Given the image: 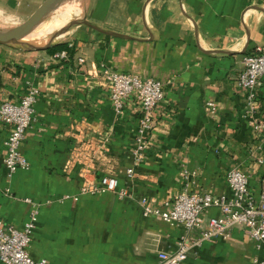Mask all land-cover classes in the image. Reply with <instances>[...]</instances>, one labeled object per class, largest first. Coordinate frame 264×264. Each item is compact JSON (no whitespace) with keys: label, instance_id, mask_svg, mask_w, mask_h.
Segmentation results:
<instances>
[{"label":"crops","instance_id":"1","mask_svg":"<svg viewBox=\"0 0 264 264\" xmlns=\"http://www.w3.org/2000/svg\"><path fill=\"white\" fill-rule=\"evenodd\" d=\"M44 1L0 0V12L27 18ZM85 20L90 26L61 42L73 45L65 60L0 46V105L38 92L20 148L28 168L11 177L3 164L9 128L0 123V222L20 230L34 206L28 251L46 264H156L159 252L176 251L183 231L143 217L140 196L157 206L183 192L229 196L228 170L254 171L248 153L256 138L236 79L242 58L264 47V0H90ZM103 69L163 85L139 164L132 154L139 109L130 97L114 112ZM107 171L131 197L81 194ZM263 253L238 228L192 249L183 264H246Z\"/></svg>","mask_w":264,"mask_h":264},{"label":"built area","instance_id":"2","mask_svg":"<svg viewBox=\"0 0 264 264\" xmlns=\"http://www.w3.org/2000/svg\"><path fill=\"white\" fill-rule=\"evenodd\" d=\"M72 46L67 44L66 49L55 52L52 58L68 59ZM263 77L264 47L257 46L253 54L242 58V68L236 79V85L245 93L244 117L256 138V143L250 147L248 153L254 168L251 175L237 168L228 170L225 180L229 196L213 197L210 194L183 192L173 201L165 202L161 206H157L152 198L140 196L137 199L143 217L158 218L166 224L180 227L183 231L176 251L159 252L156 264H183L192 249L204 242L227 238L230 232L238 228L254 242L257 251L264 249V113L259 110V89ZM102 78L109 85V97L116 114L122 113L126 100L130 97L137 104L138 129L132 154L134 163L139 164L144 160L148 138L154 129L153 111L164 97L163 85L153 79H141L108 69L102 70ZM37 97L38 92L31 89L18 103L4 102L0 105V123L9 128L4 142L3 158L8 177L18 169L28 168L20 148L33 122ZM79 156L77 154L72 158V162ZM125 173L129 181L134 180L136 173L133 168L126 169ZM253 175L258 176L255 186L251 185ZM80 192L111 193L120 200L131 197L129 191L119 188L117 175L113 171L105 172L98 185L84 183ZM212 210L219 214L207 216ZM36 219L37 209L33 206L29 220L20 230L6 228L0 222L1 264H46L45 260H33L28 251ZM194 232H198V235L193 236ZM246 264H264V253L262 258H255Z\"/></svg>","mask_w":264,"mask_h":264},{"label":"water","instance_id":"3","mask_svg":"<svg viewBox=\"0 0 264 264\" xmlns=\"http://www.w3.org/2000/svg\"><path fill=\"white\" fill-rule=\"evenodd\" d=\"M64 1L65 0H45L24 23L11 28L0 27V46L23 51H46L49 48L61 44L62 39L74 28L82 25L90 26L85 20V12L90 0H83L85 12L82 18L76 20L73 24L59 32L55 38L40 46L23 42V39L26 38L43 20L55 12ZM93 28L96 29V27Z\"/></svg>","mask_w":264,"mask_h":264},{"label":"bare ground","instance_id":"4","mask_svg":"<svg viewBox=\"0 0 264 264\" xmlns=\"http://www.w3.org/2000/svg\"><path fill=\"white\" fill-rule=\"evenodd\" d=\"M79 2V0H65L64 8L56 9V15H49L28 35V37L32 40L42 39L45 35L57 34L73 24L76 20H78V14H80L78 12ZM82 4L83 0H81V9ZM14 25H17V23L12 19V17L10 18L9 16H4V14L0 12L1 28H11Z\"/></svg>","mask_w":264,"mask_h":264},{"label":"rangeland","instance_id":"5","mask_svg":"<svg viewBox=\"0 0 264 264\" xmlns=\"http://www.w3.org/2000/svg\"><path fill=\"white\" fill-rule=\"evenodd\" d=\"M80 2H79V6H78V12L80 13V14H78L79 15V17H78V19H80V18H82V16H83V14H84V12H85V10H84V7H83V4H82V9H81V0H79ZM59 9H62V8H64V3L63 4H61V6H59L58 7ZM59 11V10H58ZM68 12V11H67ZM56 13H57V10L55 11V12H53L51 15H56ZM4 16H6V15H4ZM11 18V17H10ZM29 17H27V18H21V19H16V18H12L14 21H16V23H17V25H14L13 27H16V26H18V25H20V24H22V23H24L27 19H28ZM11 27V26H10ZM72 31V30H71ZM70 31V32H71ZM59 33H57V34H50V35H45L42 39H38V40H35V39H31L30 37H26V38H24L23 39V42H27V43H30V44H33V45H38V46H40V45H44L45 43H47V42H49L50 40H52L53 38H55L56 37V35H58ZM68 35V34H67ZM66 35V36H67ZM65 36V37H66ZM64 37V38H65ZM64 38L62 39V41L64 40Z\"/></svg>","mask_w":264,"mask_h":264},{"label":"trees","instance_id":"6","mask_svg":"<svg viewBox=\"0 0 264 264\" xmlns=\"http://www.w3.org/2000/svg\"><path fill=\"white\" fill-rule=\"evenodd\" d=\"M64 48H66V46L64 44H60V45H57L55 47H52V48H49L47 51L48 52H58L60 50H63Z\"/></svg>","mask_w":264,"mask_h":264}]
</instances>
